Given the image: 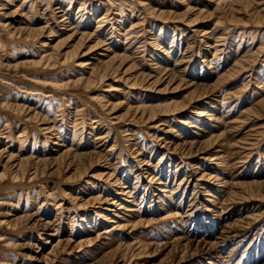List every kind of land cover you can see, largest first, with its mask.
Segmentation results:
<instances>
[{"label": "rangeland", "instance_id": "rangeland-1", "mask_svg": "<svg viewBox=\"0 0 264 264\" xmlns=\"http://www.w3.org/2000/svg\"><path fill=\"white\" fill-rule=\"evenodd\" d=\"M0 264H264V0H0Z\"/></svg>", "mask_w": 264, "mask_h": 264}, {"label": "bare ground", "instance_id": "bare-ground-1", "mask_svg": "<svg viewBox=\"0 0 264 264\" xmlns=\"http://www.w3.org/2000/svg\"><path fill=\"white\" fill-rule=\"evenodd\" d=\"M104 21V20H103ZM105 23V22H104ZM35 30V29H34ZM34 30H32V31H34ZM42 30V29H41ZM31 31V30H30ZM37 31V30H36ZM32 33V32H31ZM46 44V43H45ZM261 52V51H260ZM50 57H49V60H51L54 56H52V55H49ZM55 61V60H54ZM112 60H110V63H104V64H102V65H99V64H101L103 61H101V60H99V58H98V60H94V62H93V66H94V68L96 69V70H98V74L100 73V75L102 76V77H106V76H108L109 75V73H110V71L111 70H115V68L112 66L113 64H112V62H111ZM50 62V61H49ZM58 63V62H57ZM150 110L153 112V113H155V110H157V107H154V108H150ZM14 158V155H10V158L9 159H13ZM14 160V159H13ZM21 167H24L25 165L23 164V162H21V165H20ZM27 166V165H26ZM24 169H25V167H24ZM3 176V175H2Z\"/></svg>", "mask_w": 264, "mask_h": 264}]
</instances>
